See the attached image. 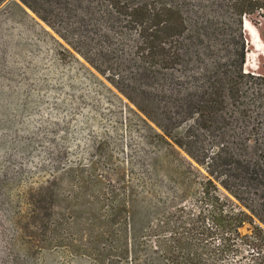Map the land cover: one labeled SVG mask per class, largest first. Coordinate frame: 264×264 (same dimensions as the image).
I'll return each mask as SVG.
<instances>
[{"label": "trees", "instance_id": "1", "mask_svg": "<svg viewBox=\"0 0 264 264\" xmlns=\"http://www.w3.org/2000/svg\"><path fill=\"white\" fill-rule=\"evenodd\" d=\"M4 7L44 21L153 135L148 176L106 209L99 257L264 264V75L244 69V21L264 18V0H0ZM178 149L190 159L175 157ZM185 167H195L194 192ZM49 194L39 186L31 198L42 222Z\"/></svg>", "mask_w": 264, "mask_h": 264}, {"label": "rangeland", "instance_id": "2", "mask_svg": "<svg viewBox=\"0 0 264 264\" xmlns=\"http://www.w3.org/2000/svg\"><path fill=\"white\" fill-rule=\"evenodd\" d=\"M26 11L0 10V264H126L99 257V226L115 196L148 176L153 135L133 104ZM244 29V69L264 75V18L245 19ZM184 169L194 192L195 167ZM39 186L50 190L49 221L33 210Z\"/></svg>", "mask_w": 264, "mask_h": 264}, {"label": "bare ground", "instance_id": "3", "mask_svg": "<svg viewBox=\"0 0 264 264\" xmlns=\"http://www.w3.org/2000/svg\"><path fill=\"white\" fill-rule=\"evenodd\" d=\"M245 27H248L247 21H246Z\"/></svg>", "mask_w": 264, "mask_h": 264}]
</instances>
